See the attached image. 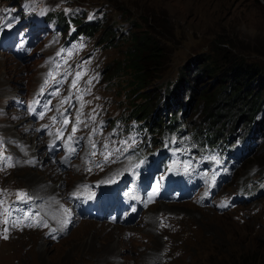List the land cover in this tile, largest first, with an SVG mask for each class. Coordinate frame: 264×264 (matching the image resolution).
Wrapping results in <instances>:
<instances>
[{"label":"rangeland","instance_id":"obj_1","mask_svg":"<svg viewBox=\"0 0 264 264\" xmlns=\"http://www.w3.org/2000/svg\"><path fill=\"white\" fill-rule=\"evenodd\" d=\"M62 15L69 29L60 23ZM77 23L103 29L90 36L83 27L77 32ZM140 32L163 50L144 100L133 95L125 78L108 80V70ZM2 36L14 46L0 48V139L5 141L0 145V264H209L245 250L258 254L257 243L264 242V0H0ZM207 58L215 61L212 75L202 69ZM219 85L253 93L249 105H260L262 115L250 116L255 107L246 114L235 103L218 105L213 111L218 115L208 113L200 93H214ZM45 102L48 110L38 119L29 108L40 112ZM147 103L155 105L148 123L124 119L134 104ZM179 110L180 132L194 136L201 128L196 133L202 136L207 126L225 127L221 131L231 141L214 155L219 164L195 155L197 139L188 150V168L173 163L172 170L161 169L157 161L135 154L138 149L149 154L152 144L149 138H128L127 128L143 122L157 127L162 121V129ZM77 117L84 123L77 124ZM73 127L77 131L69 141ZM103 143L121 151L113 152L101 170L96 165L104 159ZM69 145L76 149L71 155ZM48 146L60 151L63 168L48 155ZM29 160L34 163H25ZM169 176L171 187L164 184ZM83 185L93 207L117 195L123 199L117 205L125 204L147 186L145 209L133 222L123 220L127 214L117 224L108 221L131 206L82 217L69 195L82 194ZM19 193L29 199L23 209L39 210L24 226ZM64 209L71 210L66 227L60 222Z\"/></svg>","mask_w":264,"mask_h":264},{"label":"trees","instance_id":"obj_2","mask_svg":"<svg viewBox=\"0 0 264 264\" xmlns=\"http://www.w3.org/2000/svg\"><path fill=\"white\" fill-rule=\"evenodd\" d=\"M57 15V14H55ZM52 17V14H49ZM46 19H49L48 16ZM60 23L63 28L69 29L70 23L65 16H61L59 18ZM77 32L81 27H83L84 31H89L88 34L90 36H94L97 32L103 29L102 25L97 24H84L77 23ZM105 34V33H104ZM110 41V40H109ZM108 41V42H109ZM163 62V50L159 46L158 41L152 38L147 32H140L138 34H133L130 41L128 42V46L126 50L123 52L122 59L116 62V66L108 70L109 76L108 80H116L125 78V83L127 88L132 91L133 95L137 98H141L144 100L148 94L146 90L150 85L151 75L153 72H158V69L161 67ZM229 63L232 64V61ZM215 65L214 60L206 59L203 63V71L212 75L213 67ZM237 68V66L233 67ZM260 77V76H259ZM220 88L214 93L203 91L200 93L202 95V101L205 102L206 108L208 109V113L210 111L214 113V115H218L217 112H213L216 107L220 104H231L235 103L234 107L242 108L246 114H249L251 108H254L251 115L259 112L258 115H262L260 105L252 104L249 105L248 100L252 98L253 93H245L242 91V88L234 86L226 88L219 85ZM264 98V97H263ZM147 100V99H146ZM147 102V101H146ZM257 100L256 103H258ZM155 105L151 103H147L145 105L142 104H134L129 110V115L123 116L125 120L130 119H138L139 121H146L148 123L149 117L154 113ZM220 111V110H219ZM182 115V111L179 110L175 114L172 115V118L168 125H166L167 118L165 122H163V128L160 129V125L162 121L158 122V126L155 127L153 125H147L149 132L153 134V147H158L161 143V137L167 131H173L180 123H176L177 119H180ZM210 115V114H209ZM212 115V114H211ZM213 116V115H212ZM255 116L252 117V119ZM256 119H253L254 123ZM203 128L205 130L204 134L200 137V143H208L210 145H216L219 142L226 141L229 138L228 134H223L222 132L225 127L222 128ZM182 126H179L181 129ZM201 131V128H196L194 132ZM197 135V133H196ZM195 135V136H196ZM261 240V239H260ZM259 246L258 254H255L253 251L245 250L243 252H237L235 255H231L229 259L218 260L217 258H212L209 264H264V242L260 241L257 243Z\"/></svg>","mask_w":264,"mask_h":264},{"label":"snow or ice","instance_id":"obj_3","mask_svg":"<svg viewBox=\"0 0 264 264\" xmlns=\"http://www.w3.org/2000/svg\"><path fill=\"white\" fill-rule=\"evenodd\" d=\"M58 55H59V53H58ZM49 75H51V74H49ZM80 76H81L80 73H76V78H77V79H79ZM93 79H95V77H93ZM47 83H48V80L45 79V85H47ZM57 83H59V82L57 81ZM89 83H91V81H89ZM72 87H73V88L76 87V80H73V81H72ZM43 92H44V87H41V89H40V93L43 94ZM89 92H90V90H89ZM52 94L55 95L56 93H52ZM36 103H38V102H36ZM82 107H83V104H81V108H82ZM41 109H42V110H41L40 112H36V110H35L34 108H31V107H30V108H29V111L32 112L33 115H34L35 117H37L38 119H43V118H44V112L48 110V103L45 102L43 105H41ZM89 119L92 120L93 122H95V119H96V118H95V116H90ZM52 120H53V122H55L56 117H53ZM65 123H67V120H66V119H65ZM76 123H77V124H81V123H84V121H81V120L79 119V117H77ZM85 126H87V125H85ZM44 127L47 128L48 126L45 125ZM76 131H77V128H76V127H73V129H72V133H73V135H70V136L68 137V140H69V141H72V140H73V136H74V134H75ZM92 131L95 132V133H98L100 130H99L98 128H93ZM61 138H62V137H61ZM78 142H79V141H77V143H78ZM3 143H5V141H4L3 139H0V145H2ZM88 143L92 146V148H95L96 145H95V142H94V141L89 140ZM121 143H123V144H127L128 141H127V140H124V141H122ZM133 143H135V140H134V139H133ZM50 148H51V146H50ZM102 148L106 150V151L103 153V156H104L103 162H102V163H98V164L96 165V166H97L98 168H100L101 170L103 169V166H104L105 163H109V162H110V158L113 156V152H120V151H121L120 148H116V149H114V150H108V149H109V144H108V143H103V144H102ZM75 151H76V149L73 148L71 145L68 146V152H69V155L75 153ZM91 155H96V152L93 151V152L91 153ZM6 159H7L8 161H11L12 158H11V157H7ZM67 159H68V158L66 157L65 160L67 161ZM210 159L215 160L217 164L220 163V161L217 160L215 156L210 157ZM111 162H115V161L113 160V161H111ZM15 163H19V161H16ZM25 163H27V164H33L34 161L29 160V161H25ZM140 163H143V161H141ZM140 163H137L134 167H135V168H139V167H140ZM87 170L90 172L92 169H91V168H88ZM128 170L131 171V169H128ZM117 174H119V173H117ZM161 179H162V177H161ZM107 182H108V181H101L100 183H107ZM82 187H87V186H82ZM158 187H159V181H157V187L154 188V189L152 190V193L148 194V196H147V199H148V200H151V199H152V195L158 190ZM18 195L21 196L22 202H26V201L23 200V198L27 196V193H19ZM72 195L75 196V195H77V193H73ZM222 206H223V205H222ZM17 211L20 212V213L23 212L22 209L17 210ZM132 211H135V208H133ZM64 213H65V217H66V218L63 219V220H61L60 222H61V224H62L64 227H66V226L68 225V223L70 222L71 210H70V209H64ZM25 215H26V214H24V215H19L18 218H19V219H23ZM38 223H43V222H38ZM44 226H47V225L44 224ZM5 231H6V229H5ZM53 231L55 232V230H53ZM4 238H7V236H5ZM50 238L55 239L56 237H55L54 234H50Z\"/></svg>","mask_w":264,"mask_h":264}]
</instances>
